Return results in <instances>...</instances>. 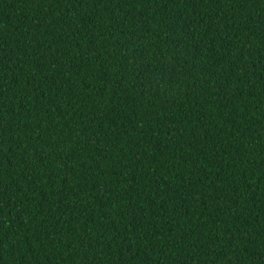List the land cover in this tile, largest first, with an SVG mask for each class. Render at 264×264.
Here are the masks:
<instances>
[{
	"label": "trees",
	"instance_id": "trees-1",
	"mask_svg": "<svg viewBox=\"0 0 264 264\" xmlns=\"http://www.w3.org/2000/svg\"><path fill=\"white\" fill-rule=\"evenodd\" d=\"M0 264H264V0H0Z\"/></svg>",
	"mask_w": 264,
	"mask_h": 264
}]
</instances>
